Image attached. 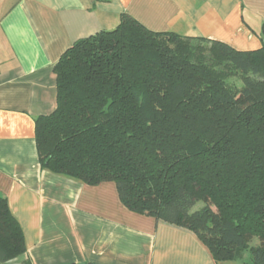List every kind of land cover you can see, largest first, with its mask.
<instances>
[{"label": "trees", "instance_id": "16d2710c", "mask_svg": "<svg viewBox=\"0 0 264 264\" xmlns=\"http://www.w3.org/2000/svg\"><path fill=\"white\" fill-rule=\"evenodd\" d=\"M54 71L57 108L35 121L43 170L115 183L127 209L191 231L218 264H264V42L239 51L123 15ZM24 253L0 195V262Z\"/></svg>", "mask_w": 264, "mask_h": 264}, {"label": "crops", "instance_id": "0c3cea01", "mask_svg": "<svg viewBox=\"0 0 264 264\" xmlns=\"http://www.w3.org/2000/svg\"><path fill=\"white\" fill-rule=\"evenodd\" d=\"M123 15L239 51L264 42V0H0V195L26 246L0 264H218L191 231L127 209L115 183L41 168L35 121L57 108L55 65Z\"/></svg>", "mask_w": 264, "mask_h": 264}, {"label": "rangeland", "instance_id": "374dc122", "mask_svg": "<svg viewBox=\"0 0 264 264\" xmlns=\"http://www.w3.org/2000/svg\"><path fill=\"white\" fill-rule=\"evenodd\" d=\"M202 207V204H198L197 208H201Z\"/></svg>", "mask_w": 264, "mask_h": 264}]
</instances>
